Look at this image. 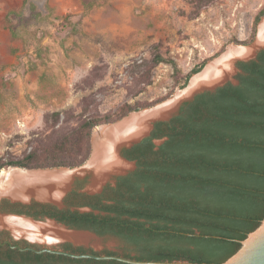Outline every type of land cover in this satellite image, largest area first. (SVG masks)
Returning <instances> with one entry per match:
<instances>
[{
  "label": "trees",
  "instance_id": "1",
  "mask_svg": "<svg viewBox=\"0 0 264 264\" xmlns=\"http://www.w3.org/2000/svg\"><path fill=\"white\" fill-rule=\"evenodd\" d=\"M263 17L264 9L255 19L249 40L233 42L250 44ZM156 58L158 64L173 65L177 77L180 74L181 89L206 66L205 62L183 76L173 59L160 54ZM238 67L239 84L228 83L197 95L170 121L156 123L149 137L124 149L123 156L137 167L117 177L102 193H81L86 182L78 181L62 209L50 204L3 203L1 211L36 220L50 218L72 229L116 238L124 246L122 255L138 261L224 263L264 220V50ZM170 96L148 104H126L102 116H86V106L76 127L55 140L36 142L20 158L1 159L0 172L81 167L91 156L97 127L114 124ZM60 116L53 113L55 124ZM85 208L91 211L82 212ZM64 250L119 255L70 244ZM19 255L23 261L14 262ZM0 264L127 263L25 253L0 246Z\"/></svg>",
  "mask_w": 264,
  "mask_h": 264
},
{
  "label": "rangeland",
  "instance_id": "2",
  "mask_svg": "<svg viewBox=\"0 0 264 264\" xmlns=\"http://www.w3.org/2000/svg\"><path fill=\"white\" fill-rule=\"evenodd\" d=\"M262 9L264 0H0V160L64 135L86 106L102 116L168 101L186 87L158 54L186 76L249 40Z\"/></svg>",
  "mask_w": 264,
  "mask_h": 264
},
{
  "label": "water",
  "instance_id": "3",
  "mask_svg": "<svg viewBox=\"0 0 264 264\" xmlns=\"http://www.w3.org/2000/svg\"><path fill=\"white\" fill-rule=\"evenodd\" d=\"M239 46L229 45L223 54L191 78L185 90L168 101L144 111L133 112L114 124L98 128L93 134L91 156L83 166L73 169L15 168L1 172L0 232L8 234L16 241H28L38 247L24 248L14 245L11 240L2 239L0 246L9 245L12 249L32 251L36 254L50 253L79 260H116L127 264H217L189 261L153 262L126 258L122 255L124 246L116 238L100 237L90 231L72 229L50 218L36 220L26 215L5 213L1 211V205L11 203L28 206L40 203L62 209L65 207L66 197L76 188L78 181L86 182L81 193H102L108 184L116 183L117 177L126 176L136 169V162L127 160L122 151L149 137L156 123L170 121L184 103L192 101L199 94L214 92L228 83L239 84L237 76L241 70L238 64L256 59L264 50V18L258 25L254 44L247 45L248 47ZM163 142L164 140L157 141L156 144L161 145ZM81 211L91 210L85 208ZM65 243H72L76 247H84L97 253L109 251L119 255L73 253L60 248ZM221 264H264V220L242 241L236 254Z\"/></svg>",
  "mask_w": 264,
  "mask_h": 264
},
{
  "label": "flooded vegetation",
  "instance_id": "4",
  "mask_svg": "<svg viewBox=\"0 0 264 264\" xmlns=\"http://www.w3.org/2000/svg\"><path fill=\"white\" fill-rule=\"evenodd\" d=\"M0 239H2V240H11L12 243H13L14 245H21V246H23L24 248H28V247H31V246L38 247V246H36V245H32V244H31L30 242H28V241H24V240L16 241L14 238H12L11 236H9L8 234H5V236L0 237ZM66 244H70V245H72L73 248H78V247L74 246L72 243H65V244L61 245L60 248L64 250V245H66ZM1 247H2V248H5V250H7V247H9L10 249H12L9 245L1 246ZM13 250H18V249H13ZM19 251H20V250H19ZM21 252H25V253H27V252H30V251H21ZM35 254H36V253H35ZM46 254H47V253H46ZM13 261L19 263V262H22V261H23V258L21 257V255H19V256L14 257V258H13ZM34 262H35V261H34Z\"/></svg>",
  "mask_w": 264,
  "mask_h": 264
},
{
  "label": "bare ground",
  "instance_id": "5",
  "mask_svg": "<svg viewBox=\"0 0 264 264\" xmlns=\"http://www.w3.org/2000/svg\"><path fill=\"white\" fill-rule=\"evenodd\" d=\"M242 47H244V46H242ZM181 92H182V91H181ZM181 92H180V93H181ZM180 93H179V94H180ZM62 170H66V169H62Z\"/></svg>",
  "mask_w": 264,
  "mask_h": 264
}]
</instances>
